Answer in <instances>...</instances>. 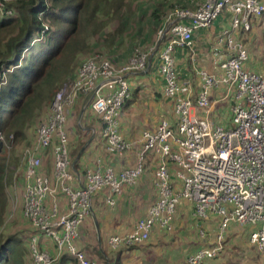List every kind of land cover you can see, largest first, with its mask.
<instances>
[{
  "label": "built area",
  "instance_id": "obj_1",
  "mask_svg": "<svg viewBox=\"0 0 264 264\" xmlns=\"http://www.w3.org/2000/svg\"><path fill=\"white\" fill-rule=\"evenodd\" d=\"M179 1L165 16L148 50L136 52L121 66L99 54L81 61L55 93L36 127L33 146L22 152V217L33 230L27 245L32 264H52L64 254L76 264H96L82 250L80 233L92 212L93 198L104 190L107 205L114 207L123 187L133 186L144 172L148 154L157 161L156 200L131 232L108 239L110 250L143 245L155 227L170 233L176 210L185 202L199 224L213 216L219 219L216 243L189 255L187 264L215 258L231 224L253 229L249 242L264 261V76L245 68L248 51L239 38L263 18L264 0ZM215 24L212 70L194 68L196 85L191 78L180 77L175 52L188 51L193 61V34ZM154 56L163 96L172 105V119H162L154 132H142L133 167L115 174L97 159L94 169L76 172L69 159V111L85 98L100 117L106 152L122 157L130 149L119 132L120 113L131 96L128 78L146 73ZM222 106L227 108L229 125L218 118ZM47 150L53 160V185L41 173L42 153ZM170 165L175 167L173 173ZM198 234L206 235L201 229Z\"/></svg>",
  "mask_w": 264,
  "mask_h": 264
},
{
  "label": "crops",
  "instance_id": "obj_2",
  "mask_svg": "<svg viewBox=\"0 0 264 264\" xmlns=\"http://www.w3.org/2000/svg\"><path fill=\"white\" fill-rule=\"evenodd\" d=\"M174 3L180 4L181 2L174 0ZM260 22L264 25V16L253 24L249 34L243 35L242 41L248 51L245 68L248 71L262 74L264 71V56L258 57V52L255 51V47L259 48L258 46L261 44V41H257ZM217 33L218 26L215 24L209 29L199 30L193 34V52L195 55L193 61L189 58L190 52L176 50V68L180 77L191 78L198 85L199 81L195 77L194 68H201L206 71L212 70L210 50L214 45ZM157 63V56H154L146 73L133 74L128 78L131 96L120 113L119 132L123 139L130 143V149L122 157L108 154L101 138V123L98 116L91 111L92 117L96 119L92 126L94 130L83 137L84 141L75 149L76 152L73 158L70 156L69 143V159L76 172L83 173L86 168L94 169L97 159H101L115 174L133 167L137 161L136 154L142 147V132H154L162 119H172V105L163 96V79L158 73ZM84 101H86L85 98L78 100L73 110L76 106H81ZM71 113L72 109L67 116V131L69 129L68 117ZM222 123L228 124V121L225 120ZM34 139L31 142L32 146ZM74 141L76 142L71 143V148L77 143V140ZM42 157L41 173L53 185L51 152L47 150L44 154L42 153ZM47 162L50 164L48 174L45 173L44 169ZM156 168V158L148 154L145 159L144 172L133 186L123 187L114 207L107 205L104 190L93 198L92 212L80 227V233L84 239L85 250L96 264H109L110 257L114 258L115 256H119L122 264H187L186 259L189 255L198 249L216 243L219 233V219L213 216L206 222H200L199 224L193 216L191 205L182 202L176 210L173 230L170 233L163 232L155 227L149 240L140 248L120 251L110 250L107 244L108 239L114 235L123 236L131 232L136 222L146 215L149 206L156 200L157 195L154 187ZM20 171L19 181L22 185L20 210L22 216L24 180L21 167ZM170 171L172 173L175 171L173 165H170ZM59 206L61 210L65 209V203L61 197L59 198ZM250 228L231 224L224 233L220 252L215 258L206 260L204 264H264L256 248L249 242V234L253 230ZM200 229L205 231V237L199 236ZM32 232L33 230L30 231V233ZM47 246L51 248L50 244H47ZM52 264L76 263L71 258L65 257L63 261L57 259Z\"/></svg>",
  "mask_w": 264,
  "mask_h": 264
},
{
  "label": "trees",
  "instance_id": "obj_3",
  "mask_svg": "<svg viewBox=\"0 0 264 264\" xmlns=\"http://www.w3.org/2000/svg\"><path fill=\"white\" fill-rule=\"evenodd\" d=\"M124 4V0L3 2V13L0 10V133L5 139L10 133L15 141L23 137L28 119L36 117L43 106H50L55 91L77 70L80 57L93 55L89 40L104 28L102 18L118 16ZM8 10L12 11L11 15L6 14ZM239 38L243 40V34ZM45 116L35 124L32 139ZM6 162L0 141V185L5 182ZM21 246L18 240L0 237V264H27L26 250ZM81 248L88 259L94 260L84 244ZM65 257L69 256L64 254L59 259L63 261ZM109 264L122 263L119 256H115L110 257Z\"/></svg>",
  "mask_w": 264,
  "mask_h": 264
},
{
  "label": "rangeland",
  "instance_id": "obj_4",
  "mask_svg": "<svg viewBox=\"0 0 264 264\" xmlns=\"http://www.w3.org/2000/svg\"><path fill=\"white\" fill-rule=\"evenodd\" d=\"M3 1L9 3L13 0ZM124 2L121 14L107 19L103 17L104 28L96 36L90 37L89 40L90 54H99L109 58L117 66L124 64L136 52L145 51L154 46L159 27L162 25L165 16L175 5L174 0H124ZM258 29L259 38L257 41H261V44H259V48L255 47V51L258 52L259 57L264 56V25H262V22H260ZM83 58L85 56H81L80 61ZM262 74L264 75V71ZM64 82L66 80L61 85ZM220 96L222 95L220 94ZM49 108L50 106H43L37 112L36 117L32 116L28 119L21 139L15 141L11 133L5 139L4 134L0 133L3 137L4 156L7 161L5 182L0 185V237L18 240L22 245L21 247L26 250L27 264H32L27 248L31 227L23 220L20 210L22 193V185L19 181L21 173L20 160L22 152L32 146L30 143L32 142L35 124L48 113ZM227 115V108L225 106L220 107L218 118L225 120L228 118ZM95 122L96 119L92 117L90 107H88L86 101L81 106H76L74 110L72 108L67 123L70 134V156L72 158L75 156V149L84 141L83 137L94 130L92 126ZM74 140H77V143L71 148V143L76 142ZM6 146L9 149H6ZM44 169L45 173L50 170L48 162L45 164Z\"/></svg>",
  "mask_w": 264,
  "mask_h": 264
}]
</instances>
